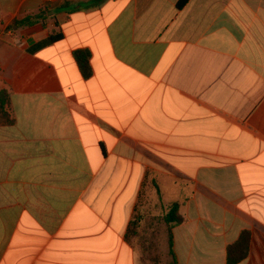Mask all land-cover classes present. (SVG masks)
Segmentation results:
<instances>
[{
	"label": "crops",
	"instance_id": "1",
	"mask_svg": "<svg viewBox=\"0 0 264 264\" xmlns=\"http://www.w3.org/2000/svg\"><path fill=\"white\" fill-rule=\"evenodd\" d=\"M178 1L0 0V264H264V0Z\"/></svg>",
	"mask_w": 264,
	"mask_h": 264
},
{
	"label": "trees",
	"instance_id": "2",
	"mask_svg": "<svg viewBox=\"0 0 264 264\" xmlns=\"http://www.w3.org/2000/svg\"><path fill=\"white\" fill-rule=\"evenodd\" d=\"M100 0H97L99 2ZM189 0H179L177 3L178 8H183ZM96 2V3H97ZM39 18H34L32 16H27L21 20L15 21V26L22 27V26H33L38 23ZM62 38V34H52L50 39L45 42H55ZM74 59L79 67V70L84 78H90L93 74V70L91 67V53L89 50H77L74 52ZM9 105H10V95L7 90H0V123L11 125L14 123V120L11 117L9 112ZM165 222L170 226L173 223L179 224L182 223L183 218L179 216V204H173L166 216ZM137 219L131 224V228L127 233V240H130L132 237H135L136 230H137ZM250 244H251V236L250 233L244 231L239 239L230 244L227 248V264H238L243 261L248 255L250 251ZM169 254L172 257V264H177L176 256L173 250V237L172 231L169 227Z\"/></svg>",
	"mask_w": 264,
	"mask_h": 264
},
{
	"label": "rangeland",
	"instance_id": "3",
	"mask_svg": "<svg viewBox=\"0 0 264 264\" xmlns=\"http://www.w3.org/2000/svg\"><path fill=\"white\" fill-rule=\"evenodd\" d=\"M166 210L164 209V213ZM165 217L161 216L158 219V222L160 225L164 226ZM159 231L158 238L154 240H150L151 242L148 244V241H146L145 245L143 246V257L142 261L143 264H172V257L169 254L168 245H169V227L167 228H161ZM146 238V234L143 235ZM148 245V246H147Z\"/></svg>",
	"mask_w": 264,
	"mask_h": 264
}]
</instances>
